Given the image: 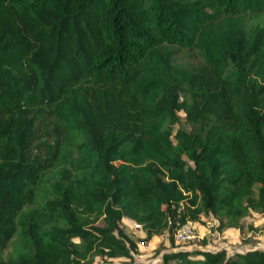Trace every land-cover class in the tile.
<instances>
[{"label":"trees","instance_id":"1","mask_svg":"<svg viewBox=\"0 0 264 264\" xmlns=\"http://www.w3.org/2000/svg\"><path fill=\"white\" fill-rule=\"evenodd\" d=\"M258 16L264 0H0V264L123 255L121 217L172 241L207 210L219 228L264 215ZM179 111L194 130L171 135ZM63 157L50 199L22 211ZM154 264H264V250Z\"/></svg>","mask_w":264,"mask_h":264},{"label":"rangeland","instance_id":"2","mask_svg":"<svg viewBox=\"0 0 264 264\" xmlns=\"http://www.w3.org/2000/svg\"><path fill=\"white\" fill-rule=\"evenodd\" d=\"M251 24L252 26L263 25L264 16L254 18L250 21V26ZM76 122L78 121L76 120ZM76 122L73 119L71 123L76 124ZM64 123L66 127L65 136L68 137L70 142V145L67 146V153L75 155L77 144L83 140L82 133L79 129L75 130L74 127H67V120H64ZM166 127L170 130L171 135H174L177 129L194 130L193 125L186 122L181 111L177 113V123ZM56 165V168L52 171L42 175L37 183L32 202L25 206L22 211L28 208H39L50 199L48 190L50 182L56 179L63 170L68 169L65 157L60 158ZM186 221L192 223L199 237L190 243H175L172 238V241H170L167 231H162L147 240L139 224L121 217L119 226L133 242L134 247L125 243L126 249L123 255L109 257L104 254H95L80 260L78 264H127L132 261L154 264L161 260L165 252L173 251L176 248L182 250H195L198 247L209 250L223 249L227 255L242 254L252 248L264 250V215L258 212L251 211L249 215L239 219L233 225L220 228L218 217L213 216L209 210L198 215L195 220L186 218L182 223ZM73 240L78 241L76 238ZM9 250L10 245L6 247L3 254L5 255Z\"/></svg>","mask_w":264,"mask_h":264},{"label":"built area","instance_id":"3","mask_svg":"<svg viewBox=\"0 0 264 264\" xmlns=\"http://www.w3.org/2000/svg\"><path fill=\"white\" fill-rule=\"evenodd\" d=\"M171 237L175 243H190L199 236L195 232L192 223L186 221L179 224L172 230Z\"/></svg>","mask_w":264,"mask_h":264}]
</instances>
